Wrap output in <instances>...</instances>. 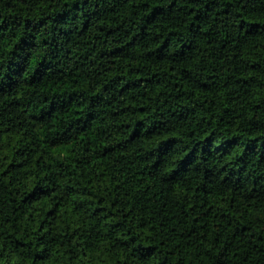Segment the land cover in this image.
<instances>
[{"label": "trees", "instance_id": "obj_1", "mask_svg": "<svg viewBox=\"0 0 264 264\" xmlns=\"http://www.w3.org/2000/svg\"><path fill=\"white\" fill-rule=\"evenodd\" d=\"M0 264H264V0H0Z\"/></svg>", "mask_w": 264, "mask_h": 264}]
</instances>
